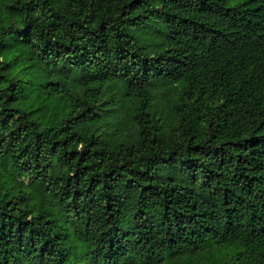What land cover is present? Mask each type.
<instances>
[{
  "label": "trees",
  "instance_id": "1",
  "mask_svg": "<svg viewBox=\"0 0 264 264\" xmlns=\"http://www.w3.org/2000/svg\"><path fill=\"white\" fill-rule=\"evenodd\" d=\"M229 1L0 0V264H264V0Z\"/></svg>",
  "mask_w": 264,
  "mask_h": 264
},
{
  "label": "rangeland",
  "instance_id": "2",
  "mask_svg": "<svg viewBox=\"0 0 264 264\" xmlns=\"http://www.w3.org/2000/svg\"><path fill=\"white\" fill-rule=\"evenodd\" d=\"M239 1H242V0H230L229 1V5H234L236 2H239ZM22 179L24 180H27V177L24 176L22 177ZM212 250V249H211ZM210 251V250H209ZM206 252V251H205ZM217 256L218 257H222V260L226 259L228 257V251H222V252H218L217 253Z\"/></svg>",
  "mask_w": 264,
  "mask_h": 264
}]
</instances>
